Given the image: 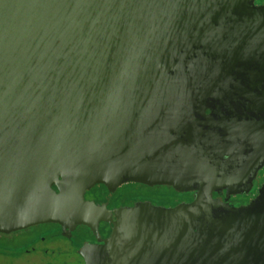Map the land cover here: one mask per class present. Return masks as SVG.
I'll list each match as a JSON object with an SVG mask.
<instances>
[{
	"label": "water",
	"instance_id": "95a60500",
	"mask_svg": "<svg viewBox=\"0 0 264 264\" xmlns=\"http://www.w3.org/2000/svg\"><path fill=\"white\" fill-rule=\"evenodd\" d=\"M260 14L254 0H0V233L71 230L90 198L169 185L194 201L111 211L85 263L264 264V185L245 206L213 198L252 182L223 170L206 115L251 89L264 105ZM232 71L253 83L231 91Z\"/></svg>",
	"mask_w": 264,
	"mask_h": 264
},
{
	"label": "flooded vegetation",
	"instance_id": "af4514ba",
	"mask_svg": "<svg viewBox=\"0 0 264 264\" xmlns=\"http://www.w3.org/2000/svg\"><path fill=\"white\" fill-rule=\"evenodd\" d=\"M254 5L262 7L264 0H254ZM254 19L264 24V14ZM227 41L229 40H223L224 44ZM243 75L248 76V73H230L233 77L230 80L231 91H244L250 87L252 77L243 78ZM250 95L239 98L241 100L229 103L211 102L206 106L209 109L206 114L208 123L221 127L215 130L219 132L218 139H221L223 146L222 158L229 161L223 170H247V176L252 182L248 192L231 195L228 199L226 190L213 192V198L235 207L248 205L264 185V161L260 160L264 157V145L259 143V140L264 141V105L251 102ZM234 158L237 164L230 161ZM252 170L258 171L254 175ZM195 197V191H179L169 185L150 186L126 182L106 201L97 197L88 199L82 211L83 222L71 230H64L60 224L45 223L15 232L0 233V264H27L25 257L37 259L36 264H86L80 251L84 245H101L102 239L110 234L111 211L146 202L175 208L191 203Z\"/></svg>",
	"mask_w": 264,
	"mask_h": 264
},
{
	"label": "rangeland",
	"instance_id": "374dc122",
	"mask_svg": "<svg viewBox=\"0 0 264 264\" xmlns=\"http://www.w3.org/2000/svg\"><path fill=\"white\" fill-rule=\"evenodd\" d=\"M26 259L24 260L25 262H27V264H36L37 259H33L32 257H25Z\"/></svg>",
	"mask_w": 264,
	"mask_h": 264
}]
</instances>
